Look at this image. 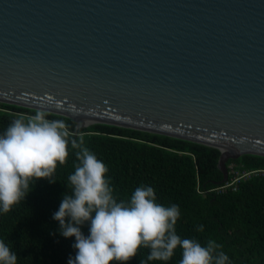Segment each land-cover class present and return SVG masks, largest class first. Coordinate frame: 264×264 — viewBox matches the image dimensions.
I'll return each instance as SVG.
<instances>
[{
  "label": "water",
  "instance_id": "water-1",
  "mask_svg": "<svg viewBox=\"0 0 264 264\" xmlns=\"http://www.w3.org/2000/svg\"><path fill=\"white\" fill-rule=\"evenodd\" d=\"M0 101L264 156V0H0Z\"/></svg>",
  "mask_w": 264,
  "mask_h": 264
},
{
  "label": "trees",
  "instance_id": "trees-1",
  "mask_svg": "<svg viewBox=\"0 0 264 264\" xmlns=\"http://www.w3.org/2000/svg\"><path fill=\"white\" fill-rule=\"evenodd\" d=\"M37 110L0 101V135L14 119ZM47 112L49 119L66 122L73 133L70 139L83 136L84 146L107 165L117 202L127 203L135 188L151 186L158 203L179 207L175 228L182 239H195L205 246L214 241L217 253L228 255L227 264H264V175L241 178L236 190L210 192L224 177L218 147L109 123L76 128L73 118ZM76 151L69 145L67 162L50 177L55 182L33 179L25 197L9 212L0 211V240L17 255V264H68L76 255L75 236L64 237L53 218L64 194H71L68 178L78 163ZM230 163L241 173L249 172L264 168V156L245 153L229 158L227 166ZM80 227L90 235V223ZM149 254L150 249L141 247L123 264H179L182 259L179 247L169 261H148Z\"/></svg>",
  "mask_w": 264,
  "mask_h": 264
},
{
  "label": "clouds",
  "instance_id": "clouds-1",
  "mask_svg": "<svg viewBox=\"0 0 264 264\" xmlns=\"http://www.w3.org/2000/svg\"><path fill=\"white\" fill-rule=\"evenodd\" d=\"M46 110L13 120L0 135V211L9 212L25 197L30 181L47 178L67 162L69 145L77 150L78 163L68 178L71 194L65 193L53 218L64 237L75 236L77 249L68 264L128 262L141 247L150 249L148 261H169L179 247V264H227L229 257L214 241L206 246L182 239L175 225L180 217L175 204L157 202L151 186L135 188L130 200L117 202L107 177V165L84 146V137L73 133L65 121L49 119ZM90 223V235L81 225ZM0 264H17V255L0 240ZM141 264H147L141 261Z\"/></svg>",
  "mask_w": 264,
  "mask_h": 264
},
{
  "label": "built area",
  "instance_id": "built-area-1",
  "mask_svg": "<svg viewBox=\"0 0 264 264\" xmlns=\"http://www.w3.org/2000/svg\"><path fill=\"white\" fill-rule=\"evenodd\" d=\"M229 173H231L227 181L220 183L218 186L213 187L209 191H218V192H226L228 190H236L238 188V183L241 178L247 176L248 174H261L264 175V168L261 169H255L249 172L240 173L235 168L234 164H232L230 167ZM228 168V169H229Z\"/></svg>",
  "mask_w": 264,
  "mask_h": 264
},
{
  "label": "rangeland",
  "instance_id": "rangeland-1",
  "mask_svg": "<svg viewBox=\"0 0 264 264\" xmlns=\"http://www.w3.org/2000/svg\"><path fill=\"white\" fill-rule=\"evenodd\" d=\"M233 163H230L229 165H228V168L232 165ZM230 169V168H229ZM237 171H239L238 169H237ZM241 173V172H240ZM242 173H244V172H242ZM230 174V173H229ZM249 175V174H248ZM247 175V176H248ZM246 177V176H245Z\"/></svg>",
  "mask_w": 264,
  "mask_h": 264
}]
</instances>
